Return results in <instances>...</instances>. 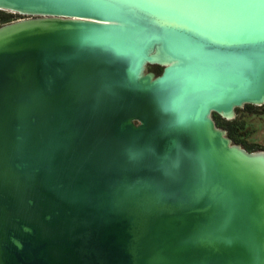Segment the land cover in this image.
Returning <instances> with one entry per match:
<instances>
[{
    "label": "water",
    "instance_id": "95a60500",
    "mask_svg": "<svg viewBox=\"0 0 264 264\" xmlns=\"http://www.w3.org/2000/svg\"><path fill=\"white\" fill-rule=\"evenodd\" d=\"M111 2L0 0V264H264V3Z\"/></svg>",
    "mask_w": 264,
    "mask_h": 264
},
{
    "label": "rangeland",
    "instance_id": "374dc122",
    "mask_svg": "<svg viewBox=\"0 0 264 264\" xmlns=\"http://www.w3.org/2000/svg\"><path fill=\"white\" fill-rule=\"evenodd\" d=\"M0 15L6 17L8 16V23L28 18V16H23L8 11H0ZM5 24L7 23H3L0 20V27ZM147 71L155 73L153 68H149V66ZM155 74L157 75V73ZM243 109L244 107L240 108L241 111ZM215 118H217V114H213V119L216 123ZM246 120L247 121L244 124H240L235 127V137L237 141H234L233 144L240 146L248 152H264V106H254L253 114L247 115Z\"/></svg>",
    "mask_w": 264,
    "mask_h": 264
},
{
    "label": "trees",
    "instance_id": "16d2710c",
    "mask_svg": "<svg viewBox=\"0 0 264 264\" xmlns=\"http://www.w3.org/2000/svg\"><path fill=\"white\" fill-rule=\"evenodd\" d=\"M0 20L3 23H8L9 18L8 16H1ZM149 68H153L154 72L157 73V75H160L162 72V68L159 66H149ZM264 106V105H263ZM254 106L252 105H245L244 109L241 111L240 109L237 110L236 117L233 120H224L220 116L217 115L216 124L219 128L223 129L227 133V137L232 141H237L235 137V127L240 124H244L246 120V116L249 114H253Z\"/></svg>",
    "mask_w": 264,
    "mask_h": 264
},
{
    "label": "snow or ice",
    "instance_id": "6c2138e0",
    "mask_svg": "<svg viewBox=\"0 0 264 264\" xmlns=\"http://www.w3.org/2000/svg\"><path fill=\"white\" fill-rule=\"evenodd\" d=\"M264 3V0H261ZM96 7H126V6H144L157 8H175V7H237L242 6L238 3H214V4H182L176 3L175 0H156L155 3L147 5H129L128 0H113L111 3L94 5Z\"/></svg>",
    "mask_w": 264,
    "mask_h": 264
},
{
    "label": "flooded vegetation",
    "instance_id": "af4514ba",
    "mask_svg": "<svg viewBox=\"0 0 264 264\" xmlns=\"http://www.w3.org/2000/svg\"><path fill=\"white\" fill-rule=\"evenodd\" d=\"M160 67V66H159ZM160 68H162V67H160ZM163 69V68H162Z\"/></svg>",
    "mask_w": 264,
    "mask_h": 264
}]
</instances>
